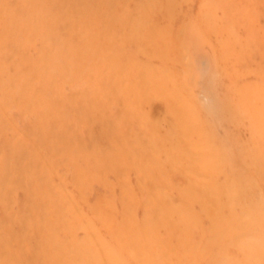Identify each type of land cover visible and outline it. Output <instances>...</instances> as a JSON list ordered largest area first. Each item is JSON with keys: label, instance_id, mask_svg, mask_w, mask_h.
<instances>
[{"label": "rangeland", "instance_id": "obj_1", "mask_svg": "<svg viewBox=\"0 0 264 264\" xmlns=\"http://www.w3.org/2000/svg\"><path fill=\"white\" fill-rule=\"evenodd\" d=\"M0 264H264V0H0Z\"/></svg>", "mask_w": 264, "mask_h": 264}]
</instances>
